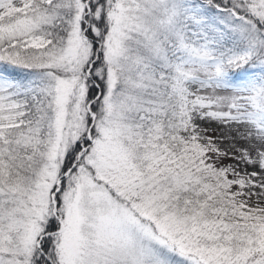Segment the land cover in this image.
<instances>
[{
    "label": "snow or ice",
    "instance_id": "1",
    "mask_svg": "<svg viewBox=\"0 0 264 264\" xmlns=\"http://www.w3.org/2000/svg\"><path fill=\"white\" fill-rule=\"evenodd\" d=\"M0 264H264V0H0Z\"/></svg>",
    "mask_w": 264,
    "mask_h": 264
}]
</instances>
